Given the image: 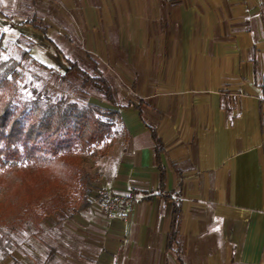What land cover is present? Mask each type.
<instances>
[{
  "label": "crops",
  "instance_id": "crops-1",
  "mask_svg": "<svg viewBox=\"0 0 264 264\" xmlns=\"http://www.w3.org/2000/svg\"><path fill=\"white\" fill-rule=\"evenodd\" d=\"M6 1L29 50L94 60L119 106L98 191L135 202L82 210L79 264H264V0Z\"/></svg>",
  "mask_w": 264,
  "mask_h": 264
},
{
  "label": "trees",
  "instance_id": "trees-1",
  "mask_svg": "<svg viewBox=\"0 0 264 264\" xmlns=\"http://www.w3.org/2000/svg\"><path fill=\"white\" fill-rule=\"evenodd\" d=\"M44 35L45 26L37 20L24 22ZM43 40H50L43 37ZM20 52V61L8 65L0 62V169L11 170L8 180L14 181L7 186L5 198L6 209L20 206L32 215L33 222L39 224L43 215H51L55 210L68 206L67 190L78 192L81 204L74 213L88 206V196L92 189V176L81 166L96 155V146L102 144L111 134L115 121L119 120V112L115 93L104 76L99 65L88 58L91 67H80L78 62L61 59L59 68L63 81L73 82V91L85 96L83 101H64L49 96L36 97L18 109L11 106L14 102L17 84V67L25 61L30 65L50 71L47 66L31 56L29 42H25ZM1 47V41H0ZM65 65V66H63ZM87 95L97 96L109 108L89 103ZM78 153L79 156H76ZM35 167V175L20 167L23 164ZM19 166V168H18ZM162 175V170H161ZM25 191H33L29 197ZM42 195H50L52 206L40 204V214L33 209L32 202ZM3 204V203H2ZM2 212V207L0 208ZM6 211L3 215H6ZM9 214H11L9 212ZM180 219L178 200L173 203L172 232L176 234V226ZM13 229V228H11ZM10 257L4 247V237L0 233V261Z\"/></svg>",
  "mask_w": 264,
  "mask_h": 264
},
{
  "label": "rangeland",
  "instance_id": "rangeland-1",
  "mask_svg": "<svg viewBox=\"0 0 264 264\" xmlns=\"http://www.w3.org/2000/svg\"><path fill=\"white\" fill-rule=\"evenodd\" d=\"M11 5L6 0H0V62L8 65L17 64L20 61V52L24 48V42L21 40L24 36L17 31L16 27L20 24L24 17L20 19L22 13L13 12ZM15 13V14H14ZM24 14V13H23ZM19 22V24H18ZM14 25L11 27V25ZM18 24V25H17ZM26 28V27H25ZM34 39V37H32ZM31 41V40H30ZM35 46L30 48L29 52L36 60L52 67L47 71L34 65H30L23 61L17 67V76L15 78L17 89L14 95V102L11 108L18 109L28 105L36 95H46L55 99L64 101H83L85 96L81 92L73 91V82H65L61 79L62 73L59 68L60 58H52L49 52L37 47L35 40L32 41ZM44 46H46L44 44ZM80 67L89 69L91 64L86 58L75 59ZM65 66V65H63ZM86 99L89 103L99 106L110 107L105 105L97 96L87 95ZM123 140V133L119 127L118 121H115L110 136L100 145L96 146V155L90 158L81 166L92 176V191L88 196V203L97 200L101 205V199L105 192H99V184H102L103 175L110 165L115 150L119 148ZM76 156H79L78 153ZM24 170L32 172L36 179L37 173L31 164L20 165ZM19 168V166H18ZM10 169H0V233L4 237V247L10 253V257L0 261V264H79L84 257L79 252L81 249V230L79 223V214L73 212V208L77 209L81 204L78 192L75 190H67L68 206L59 210H55L51 215H43L39 224L33 222L32 215L25 212V208L17 205L19 208L13 207L11 210L6 209L5 198L8 193V183L14 180H8ZM26 195L33 197V191H25ZM32 202V207L40 214L39 205L43 204L48 207L52 206L50 195H42ZM3 203V204H2ZM6 215H3L4 212ZM13 228V229H11Z\"/></svg>",
  "mask_w": 264,
  "mask_h": 264
},
{
  "label": "built area",
  "instance_id": "built-area-1",
  "mask_svg": "<svg viewBox=\"0 0 264 264\" xmlns=\"http://www.w3.org/2000/svg\"><path fill=\"white\" fill-rule=\"evenodd\" d=\"M101 209L104 214L111 212H127L135 202L133 196H119L114 194H105L101 199Z\"/></svg>",
  "mask_w": 264,
  "mask_h": 264
}]
</instances>
